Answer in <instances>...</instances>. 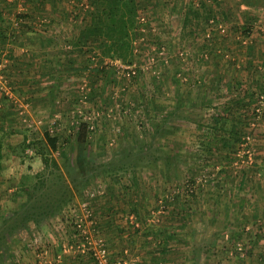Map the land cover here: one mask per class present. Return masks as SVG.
Segmentation results:
<instances>
[{
    "label": "rangeland",
    "instance_id": "rangeland-1",
    "mask_svg": "<svg viewBox=\"0 0 264 264\" xmlns=\"http://www.w3.org/2000/svg\"><path fill=\"white\" fill-rule=\"evenodd\" d=\"M55 1L60 5L57 13L44 8L37 12V0H0L1 6L7 2L13 9L5 19L10 30H0V64L13 109L0 122L3 138L16 147L60 123L54 134L63 146L47 165L22 156L20 149V154L8 156L5 149L0 212L22 198L21 188H33L41 179L36 192L60 201L61 190L68 197L62 211L36 231L17 264H94L64 252L67 243H79L65 228L81 213L92 247L103 240L112 262L116 252L130 249L137 264H264V99L260 105L255 96L249 106L245 96L249 83L257 88L264 82V9H250L257 21L251 22L253 34L247 38L242 30L248 9L237 0H154L157 7L151 16L147 0H137L142 13L131 66L142 76L133 82L126 73L129 65L102 60L97 51L86 63L88 69L78 63L90 57L74 46V38L87 24L84 12L93 0ZM201 1L217 9L221 30L205 33L202 23L187 24ZM24 13L35 15L18 19ZM102 61L116 78L108 87L93 73ZM25 84L35 97L16 94ZM51 86L58 90L52 104ZM141 87L153 94L152 100L142 98ZM85 118H91L87 122L94 133L79 166L75 144L70 150L65 145ZM235 138L249 142L252 165L246 164L247 155L238 156L242 141L236 143ZM128 164L132 166L127 172L108 171ZM82 191L96 193L87 211L81 210ZM135 206L140 215L132 213ZM152 230L160 233L162 242L149 243L145 232ZM167 234L172 236L169 241ZM162 248L166 252L161 253Z\"/></svg>",
    "mask_w": 264,
    "mask_h": 264
},
{
    "label": "trees",
    "instance_id": "trees-1",
    "mask_svg": "<svg viewBox=\"0 0 264 264\" xmlns=\"http://www.w3.org/2000/svg\"><path fill=\"white\" fill-rule=\"evenodd\" d=\"M214 1L217 2V0H214ZM237 1H238L237 2L238 6L248 7V12L243 15L247 24L243 27L244 29L242 30L243 31L242 34H244L247 38H249L253 34V25L251 22L257 21V15L256 14L254 15V12L250 9H254V10L264 9V0H237ZM48 2H50V0H41L42 5L44 3L47 4ZM146 4L147 5H146L145 9H146V11H148V15L149 14L153 15L154 11H156L155 10V8L157 7L156 3L154 2V0H147ZM89 6H87L88 9H86V11L84 12V14H88L89 20L88 21H85V19L83 20V21L87 22V24L81 29L80 34L74 38V46L76 48H80L81 49L80 52L83 55H85V54L88 56L90 55V57L86 58L85 60L78 61V63H80V64L83 63L82 68L85 70L88 69L86 63L88 64L89 62H92L90 58H92L94 56V54H95L94 51H97L102 56V58H103L102 60H104L105 58H111L112 60H119L123 64H127L131 67V65L133 64V59H134L133 58L134 57L133 40L138 36V31H139L138 29H140L139 28V21H140L139 19L141 18L140 16L142 13V12H140L141 3L138 2L137 0H93ZM34 15L35 14L31 15L30 13H24V14H20V16H18V19H20L22 21H23V19L24 20H31L34 18ZM151 15H149V16H151ZM192 17H191L192 19L191 18L186 19L187 24L192 25V27H196L197 23H198V25H200L202 23L205 33L208 32L212 28V25L210 23L211 21H214V23H217V24H219L218 22H220L219 12L214 7V5L209 4V2H206V1H201L197 7H193ZM75 18H76V16H75ZM0 22H5L4 13L1 10H0ZM1 28H2V26H0V30H1ZM5 28L9 30V27H5ZM17 30H18L17 28L15 30H11V35L12 36L15 35V31H17ZM197 30H198L197 28H195L193 30L194 34H197ZM211 32L213 33V29H211ZM3 38H7V37L3 36ZM1 52H2V50L0 51V57L2 55ZM11 54L12 53H10V56H9L10 58L12 57ZM84 61H86V62H84ZM110 70L111 69H110L109 64L102 61L100 63V67L96 68L93 71V73L96 75V77L99 76V77H103V79H105L106 87H108L109 84L113 85L116 83L115 74H113ZM126 73L130 74L129 79H132L133 82H137V79H139L142 76L141 70H139V71L136 70V73L134 75L132 74L131 70H127ZM226 75L227 74H224V77ZM224 77L221 76V78H220L222 82H224L226 79V78L224 79ZM227 79L229 80V78H227ZM123 81L126 82L127 79L124 78ZM10 83L13 84V82H10ZM236 85H239L238 87L244 91V89H243L244 86L240 82H238ZM249 85L250 86L248 87V90H247L248 94L245 95V96L249 95L248 96L249 101H248L247 105H249V106L252 105V102H253L255 96H256V100L258 102H260V105H261L262 99H264V82H263V84L260 85V87L259 86L257 87L258 89L256 88V86H253L252 83H249ZM27 86H28V84H25L23 86L22 90L15 91L16 94H18L19 96H23L24 94L28 95L31 93L30 95L35 97L34 94H32L30 88L26 90ZM225 86L230 87V85L227 83L225 84ZM141 89H142V92H141L142 98H145V96L147 95L146 98L149 97L150 100L153 99V94L149 95L148 92H146L147 91L146 89L143 90L142 87H141ZM258 90L260 91V94L257 93ZM56 91H58L57 88H55L54 86H51V89H50L49 94H48L50 101H51V104L53 102H55V97L57 95ZM102 92L100 91V93H102ZM40 94L41 93L39 92L37 95H40ZM97 98H98V96H97ZM0 103L2 105L0 107V120L4 121V119H6V117L8 115L6 111L9 109H12L11 108L12 102L10 101V99L7 96L4 95L0 98ZM178 104L179 105H177V107L174 111V114H173L174 116H176L177 112L180 111V106H181L180 101ZM256 109H258V108H255L256 112L253 113L254 116L258 115V112ZM58 124H60V123L54 124V126H53L54 130L52 129V131L49 129V127H45V130H44L42 137H38V138H35L33 140L25 138L24 141L16 147L9 145L10 147L8 146L9 147L8 148V156L20 154V152L18 151V149H20L22 156L25 157V155H29L30 158H32V159L33 158L41 159L47 165V161L49 160L50 156L53 153L59 152V150H61L63 148V146H61L60 137L58 136V133L54 134L59 129ZM77 124H78L77 131L75 132V134L69 135V138H67V140H66L65 147L68 145L67 148L70 150V149H72V146L75 144L74 146H76L77 152H78L75 156V161H76L77 165L79 164V166H80L82 164V160L84 159V158H82V156L80 154L83 152L84 146L90 142V140H91L90 137L94 132L92 130L93 127L87 121L81 120V121L77 122ZM162 129L163 128L159 129L157 133L158 134H159V132L161 133L163 131ZM3 133H4L3 124L0 123V174L2 173L3 162L6 158L5 153H4V149H5L4 147L6 144H9V143L1 140ZM70 138H71V140H70ZM245 140L246 139H243V141H245ZM234 141L236 143H238L242 140L239 138H235ZM132 150H134V148ZM30 153H32V154H30ZM129 154H130V152H129ZM168 162L169 161H167V163ZM131 166H132V164L131 165L128 164V165L121 166L119 169L112 168L110 170H108V169L107 170L109 171V173H115L117 171H126L127 172L129 170V167H131ZM131 179H132V181H134V178H132V176H131ZM41 180H39V183H41ZM136 181L137 180L135 179V181H134L135 184H137ZM39 183L37 182L35 185H37ZM34 186H33V188L32 187L21 188L20 192L22 193L21 194L22 197H23V195H25V194L27 195L28 192H32L33 190L37 191V188H34ZM65 195H64V192L59 190L58 196H61V198H60L61 200L58 201V200L54 199V204H53V208L51 211V218L56 217L57 214L59 212H61L62 209L64 208V206L66 205L68 197ZM80 195H81V197H83L84 202L90 201L89 200L90 199L89 193H83V191H82L80 193ZM192 195H194V193ZM53 198H54V196H53ZM15 199H16V194H15V197H13L14 201H16ZM180 202L181 201L178 202L179 205H180ZM132 213L140 215L136 206L133 207ZM80 215H82V213ZM83 225H84L83 228L80 229L78 227V223L76 222V220H74L72 222L71 226L65 228V231L69 234L71 239L73 241H78L81 244L88 242L87 237H89V235L86 236V235L82 234V229L87 228V226L85 224H83ZM154 231L155 230L145 232V234L147 235V238L149 240V243H153V241L162 242L163 239L161 238L160 233H157L156 232L157 230L155 232ZM160 231L162 233H165L166 229L163 228ZM167 235H168L167 241H169V239H171L172 236H170L169 234H167ZM167 241L164 240L163 245L167 244ZM155 245H157V244H155ZM163 252H166L165 248H162L161 253H163ZM244 253H247V252H243V253L237 252L238 255H241ZM92 254H93V252L91 251V252H88L87 254H84V255L80 254V255L82 258H90L92 260V262H94V258L92 256ZM94 264H96V263L94 262Z\"/></svg>",
    "mask_w": 264,
    "mask_h": 264
},
{
    "label": "flooded vegetation",
    "instance_id": "flooded-vegetation-1",
    "mask_svg": "<svg viewBox=\"0 0 264 264\" xmlns=\"http://www.w3.org/2000/svg\"><path fill=\"white\" fill-rule=\"evenodd\" d=\"M29 195V196H28ZM22 197V195H21ZM54 198L33 190L0 212V264H17L38 231L51 219Z\"/></svg>",
    "mask_w": 264,
    "mask_h": 264
},
{
    "label": "built area",
    "instance_id": "built-area-1",
    "mask_svg": "<svg viewBox=\"0 0 264 264\" xmlns=\"http://www.w3.org/2000/svg\"><path fill=\"white\" fill-rule=\"evenodd\" d=\"M243 9H248L246 6H242ZM211 25H212V29L213 28H218V29H222L220 25H218L217 23H214V21H211L210 22ZM214 30V29H213ZM161 54H163V52H161ZM3 65L0 64V93L1 94H4L8 97H12L10 96V91H8L7 89V80L6 79V76L4 74V71H3ZM128 70H131L132 74L134 75L136 73V70H135V66H131L130 68H128ZM127 71V70H126ZM129 77H130V74H127ZM4 82V83H3ZM23 114V113H21ZM86 120L85 121H88L90 120L91 118H85ZM24 123L28 124V120H23ZM31 127V126H29ZM246 139V138H245ZM249 139V138H248ZM248 144L249 142L247 141V139L245 141H242L241 145H240V149L242 152H240L238 154V156L241 157L242 154L244 155H247V162L246 164L248 165H252L253 164V158H254V153H251L249 150H247V147H248ZM251 150V149H250ZM90 201L88 202H84L83 205L81 206V210H84V211H87V209L90 207V202H91V199H93L95 196V192H90ZM82 217L86 218V216L83 214L82 215H79L78 217H76V222L78 223V227L81 229L83 228V224L84 223V220L82 219ZM134 223V222H133ZM86 225V224H85ZM82 234L88 236L89 235V232L86 229H82ZM87 240L88 242L86 243H67V245L65 246V249H64V252H73V253H77V254H87L88 252H93L92 256L94 258V262L96 264H125L124 262H121V261H114L112 262L111 261V252L109 250V248L107 247V245L105 244V242L103 240H99L94 247H92V241L90 239V237H87ZM242 250V249H241Z\"/></svg>",
    "mask_w": 264,
    "mask_h": 264
},
{
    "label": "crops",
    "instance_id": "crops-1",
    "mask_svg": "<svg viewBox=\"0 0 264 264\" xmlns=\"http://www.w3.org/2000/svg\"><path fill=\"white\" fill-rule=\"evenodd\" d=\"M5 1H7V0H4V3H5ZM6 4H7V6H5V7H3V6H1V2H0V10L1 11H3V13H4V18L6 19L7 17L9 18L10 17V13L12 12V8L9 6V4L6 2ZM37 5H36V9H37V12H39V10L41 11L42 10V8H44V10L45 9H48V11H50V12H55V13H57V10L58 9H60V5H59V3H56V1L55 0H50V2H48L47 4L46 3H44L43 5H42V3H41V0H37V3H36ZM43 10V11H44ZM68 10L70 11V8L68 7ZM68 10H67V12H68ZM42 11V12H43ZM62 11H66V8H65V10L63 9ZM73 11H74V9L72 10V13H73ZM75 12L76 11H74V13H73V17L76 15L75 14ZM8 20V19H7ZM7 20H5V22H0V26H2V28L1 29H4V30H8V29H6L5 27H8L9 26V24H8V22H7ZM55 21V20H54ZM53 21V22H54ZM4 26V27H3ZM9 30H10V28H9ZM9 34H8V32H6V33H4V34H2V36H5V37H7ZM32 92V91H31ZM2 105H1V103H0V107H1ZM13 109H9L8 111H7V113H11V111H12ZM8 114V115H9ZM12 115V118L13 117H16V115L13 113V114H11ZM14 119V118H13ZM2 122V121H1ZM3 122H5V121H3ZM1 140L2 141H4V142H6V141H8V140H6V138H3V136L1 137ZM9 145H13V144H11V143H9V144H6L5 145V149H7V148H9L10 146ZM9 146V147H8ZM5 149H4V153H5ZM4 162H5V160H4ZM4 162H3V169H4ZM261 173V172H260ZM262 189V188H261ZM263 190V189H262ZM116 255H114L115 256V260L114 261H121V262H124L125 264H137V260H138V257L137 258H133V255H130V249L129 250H125L123 253H120V252H116L115 253ZM148 255H149V253H148ZM117 256V257H116ZM151 256V255H150ZM61 264H65L66 262H61V261H59ZM136 262V263H135ZM67 264H87L86 262H83V263H81V261H76V262H72V263H67ZM150 264H155V262L154 263H150Z\"/></svg>",
    "mask_w": 264,
    "mask_h": 264
}]
</instances>
